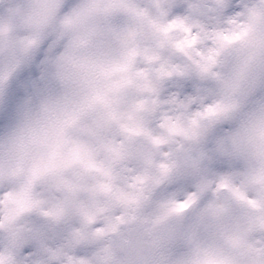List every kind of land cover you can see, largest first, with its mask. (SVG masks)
Instances as JSON below:
<instances>
[{
  "label": "clouds",
  "instance_id": "clouds-1",
  "mask_svg": "<svg viewBox=\"0 0 264 264\" xmlns=\"http://www.w3.org/2000/svg\"><path fill=\"white\" fill-rule=\"evenodd\" d=\"M0 264H264V0H0Z\"/></svg>",
  "mask_w": 264,
  "mask_h": 264
}]
</instances>
